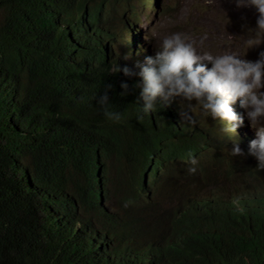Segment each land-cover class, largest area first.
Here are the masks:
<instances>
[{
  "label": "trees",
  "instance_id": "obj_1",
  "mask_svg": "<svg viewBox=\"0 0 264 264\" xmlns=\"http://www.w3.org/2000/svg\"><path fill=\"white\" fill-rule=\"evenodd\" d=\"M147 2L0 0V264H264L256 158L230 156L218 123L197 118V139H175L111 73L115 25ZM105 94L119 122L104 115ZM98 154L110 194L96 188ZM207 190L225 196L211 212L224 220L191 224L183 208Z\"/></svg>",
  "mask_w": 264,
  "mask_h": 264
},
{
  "label": "clouds",
  "instance_id": "obj_2",
  "mask_svg": "<svg viewBox=\"0 0 264 264\" xmlns=\"http://www.w3.org/2000/svg\"><path fill=\"white\" fill-rule=\"evenodd\" d=\"M153 1L148 0L146 5L143 3V11L140 15L150 11L156 17L164 16L161 0H156L154 3ZM208 3L212 4L213 0H208ZM243 3L244 0H239L240 5ZM248 3L254 5L259 12L258 38L247 41V46L252 47L259 44V37L264 35V0H248ZM149 4L156 5L157 11L154 10L156 13ZM140 15L133 17L135 19L131 25L128 23L115 25V34L106 43L107 61L111 73L121 76L122 87L129 89L137 102L144 104L142 112L152 116L150 124L163 122L165 123L163 127L170 126L177 131L175 139L184 140L199 137L200 129H203L199 122L208 126H217L218 123L222 149L235 159L247 161L255 157L258 168L264 170V126H260L264 121V92L259 91L264 88V52L255 62L240 59L238 54L233 52H224L216 56L208 52L199 54L194 43L189 42L191 38L188 35L174 33L163 38L160 44L161 51L156 53L151 47L149 49V44L142 39L141 32L135 33ZM125 33H128L129 37L123 39L127 42L123 52L135 64L132 68L127 62L115 60L112 56L113 46ZM150 52L151 54L148 55ZM205 62L211 63L213 67L206 65ZM178 97L195 103L193 107L189 103L190 112L197 115L196 111L202 110L208 120L204 121L198 115L193 117L188 114L186 109L174 99ZM99 104L107 118L120 121L121 114L112 110L107 94L100 98ZM243 108L251 109L247 112V116L253 127H258L257 134L249 130ZM155 111L157 112L154 113ZM209 116L214 120L212 121ZM139 118L143 119V116ZM190 162L193 167H190L188 172L195 175L198 161L191 158ZM97 166L100 183H97L96 188L110 194L111 171L107 169L100 154H98ZM152 168L153 165L151 171ZM151 171L145 178L146 182L152 178ZM261 191L264 196V187ZM101 196L103 204L109 206V200ZM160 197L156 189L141 199L146 205L154 204ZM262 200L264 201V198ZM223 201H226L225 196L207 190L185 205L183 212L189 222L191 219H197L199 222L219 223L224 218L214 221L211 212ZM184 237L178 239L173 246L177 247Z\"/></svg>",
  "mask_w": 264,
  "mask_h": 264
},
{
  "label": "rangeland",
  "instance_id": "obj_3",
  "mask_svg": "<svg viewBox=\"0 0 264 264\" xmlns=\"http://www.w3.org/2000/svg\"><path fill=\"white\" fill-rule=\"evenodd\" d=\"M161 2L163 8L168 11L167 16L156 17L152 12L146 11L140 15L135 26V33L141 32L142 39L148 42L149 49L151 47L153 52L161 51L160 44L165 36L183 33L191 38L189 42L194 43L199 54L208 52L216 56L224 52H233L238 54V58L252 62L261 58L260 54L264 52V35L259 37V44L247 46V41L258 38L259 32L257 25L259 12L254 5L248 3V0H244L243 5L239 4V0H213L212 4H209L208 0H181L180 3L178 0H161ZM149 5L153 11H157L155 4ZM128 37L129 34L125 33L123 38L117 41L113 46L112 56L115 60L127 62L132 68L135 64L123 52L127 46L123 39ZM150 54L151 52L148 55ZM205 63L213 67L211 63ZM259 91L264 92V88ZM243 109L249 130L257 134L258 127H253L247 116L251 109ZM196 114L202 120H208L202 110L198 109ZM260 126H264V121ZM234 188L240 189V185H235Z\"/></svg>",
  "mask_w": 264,
  "mask_h": 264
}]
</instances>
